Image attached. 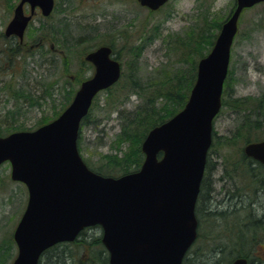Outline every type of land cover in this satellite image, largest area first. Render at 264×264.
Instances as JSON below:
<instances>
[{
    "label": "water",
    "instance_id": "95a60500",
    "mask_svg": "<svg viewBox=\"0 0 264 264\" xmlns=\"http://www.w3.org/2000/svg\"><path fill=\"white\" fill-rule=\"evenodd\" d=\"M167 1L137 0L151 11ZM262 2L235 0L210 52L198 62L183 109L146 135L141 145L144 160L136 172L116 178L98 175L77 150L80 122L94 97L121 76L109 46L86 54L93 75L80 84L55 120L33 131L0 137V165L9 162L11 180L23 183L28 192L13 231L17 254L11 264H38L47 249L73 242L83 229L93 226L101 228L109 264H182L197 238L195 206L238 20L245 8ZM36 8L47 17L54 0H19L4 36L22 42ZM243 152L264 166V140L247 144ZM231 264L248 262L236 258Z\"/></svg>",
    "mask_w": 264,
    "mask_h": 264
},
{
    "label": "rangeland",
    "instance_id": "374dc122",
    "mask_svg": "<svg viewBox=\"0 0 264 264\" xmlns=\"http://www.w3.org/2000/svg\"><path fill=\"white\" fill-rule=\"evenodd\" d=\"M18 1L0 0V137L16 131L35 130L57 118L71 102L79 84L93 74V67L84 60L93 44L91 39H95L94 45L112 42L114 56L124 75L118 86L126 85V93L112 100L113 93H99L90 108V117L80 126L78 136L81 157L96 169L105 164V156L119 152L114 134L119 130L121 113L133 111L143 104L144 93L149 91L148 83L161 82L162 86L168 71L173 66L180 67L182 61L178 57L181 50L173 46L175 35H185V31L207 26L214 20H221L222 24L235 7V0H169L159 10L151 12L141 7L137 0H54L52 15L43 18L38 13L27 28L23 43L19 44L17 40L7 39L6 42L3 37ZM25 13H28L27 7ZM42 24L56 27L58 35L42 34L40 38H30ZM61 25L65 32L59 27ZM14 44H19L22 54L11 59L7 50L12 51ZM133 46H142L137 58L138 70L139 79L146 83L140 85L139 91L130 93L135 66L131 65L132 58L127 51ZM229 72L230 77L223 89L225 104L213 122L216 144L211 146L207 155V167L211 169L204 173L208 188L205 187L202 193L205 196L209 192L210 202L237 194L240 191L236 189L242 190L241 180H246L245 175L233 181L227 178L223 174L225 159H233L239 150L243 151L249 144L244 141L246 139L250 143L264 140V121L258 129L247 128L245 133L243 129L238 132L239 126H244L246 121L244 113L233 108L234 103L244 105L248 101L247 107L253 113L254 104L264 101V3L242 12L231 48ZM49 82L52 84L46 87ZM15 93L22 96L15 97ZM251 118L257 117L252 114ZM242 132L245 138L239 136L237 139V134ZM228 137L234 139L229 142L230 146H221L228 145L221 143V138ZM10 171L8 162L0 166V254L5 258L4 263V258L0 259V264H11L17 254L13 231L28 197L25 186L10 179ZM198 207L200 232L190 248L191 255L226 243L219 222L206 216L205 205L199 204ZM101 233V229H95L88 242L93 244L94 238ZM82 241L60 247L75 264L78 258L85 262L88 254L96 259L91 245L85 250L79 249ZM260 245L256 255L264 261V244ZM97 248L100 250L101 246Z\"/></svg>",
    "mask_w": 264,
    "mask_h": 264
},
{
    "label": "trees",
    "instance_id": "16d2710c",
    "mask_svg": "<svg viewBox=\"0 0 264 264\" xmlns=\"http://www.w3.org/2000/svg\"><path fill=\"white\" fill-rule=\"evenodd\" d=\"M220 26L221 20H214L207 26L201 28L195 27V29L185 31V35H175L173 46H176L177 50H181L178 57L179 61H182L180 63V67L176 65L171 68V71H168L169 75L167 76V80L162 83V86L160 85L161 82H159L160 84L157 82L148 83L147 89L149 91L144 93L146 98L144 99L143 104L137 106L133 111L121 113L119 116L121 121L119 124V130L114 134L115 147H120L118 149L120 153L116 152L113 155L105 156V164L99 165L97 169L90 166L84 160L92 171L102 176L117 177L119 175L135 172L140 168L144 159V155L141 152V144L144 138L153 127L170 119L184 107L190 90L195 82L197 60L204 57L210 51ZM59 27L63 32H65V29H62L63 25ZM35 30L37 33H35L34 36H30V38H40L42 37V34L46 36L52 35L53 37L58 35V29L54 26L45 27L42 24ZM112 40H114V37ZM5 41L8 42L7 39H5ZM34 41H36V39H34ZM90 42L93 44L91 46L88 45L90 46L89 51L101 46L102 44H108L107 46L111 47L113 52L114 44L112 42H97V45H94L96 42L95 39H91ZM85 43L88 42L85 41ZM12 46H14L13 50L11 51L9 48L7 51L10 54L9 57L14 59L19 55V53L22 54V51L19 44H14ZM141 49L142 46H133L129 47L127 51L132 58V60H130L131 65L135 66L132 71V74L135 77L132 76L133 85L130 93L133 91H139L138 89L140 88V85L146 83H142L139 79L137 58ZM64 61V64H66L67 61ZM123 76L124 75L122 73L121 79ZM229 77L230 72L228 70L224 86ZM118 83L106 90L108 91L107 93H113L111 100L114 99L115 96L122 97L124 96V93H126V85L124 87H120L118 86ZM51 84V82L47 83L46 87ZM20 96L22 95L15 93V97ZM224 104L222 94V106ZM242 104L243 103H234L233 106L234 109L240 110L244 113L243 117L245 119H243L246 121L244 126H239L237 131L240 132V130L243 129L245 133V129L247 128L258 129L261 126V121H264V101L263 103L258 101L257 104H254L253 113L251 109L247 107L248 101H246L244 105ZM252 114H254L257 118L252 119ZM89 117L90 113L82 120L81 125L85 124ZM244 133H238L237 139L239 136L245 138ZM232 140L234 139H230L229 137L221 138V143L228 144L221 146H230L229 142ZM244 141L246 143H250L248 139ZM214 142L215 140L212 141V145ZM77 147L78 151H80L79 140L77 142ZM237 156L233 159H225L223 174L232 181L245 175L246 180L237 179L242 182V190L235 188L240 192L237 194L232 193L226 199L210 202L209 192H207L205 196L202 193V190H204L205 187L206 189L208 188L207 183H205L206 177L204 176L201 182L200 193L195 209L198 221V237L200 232L198 206L199 204H203L205 205L204 213L206 216H209V219H216L219 222L222 237L226 243L214 245L211 248H208L205 252L196 255H191L189 253V249L182 264H231L236 258H245L248 260L249 264H264V261H260V257L256 255L259 245L264 244V168L257 161H254L244 155L242 150H239ZM207 163L208 162L206 161L205 172L207 171L208 173L211 168L207 167ZM207 202H209V204ZM95 229L100 230V227L93 226L84 229L79 233L77 239L73 243L77 244L83 240L78 245L79 249L81 248L82 250L89 248V245H91L94 248L92 254L96 255V259H92L93 257L91 258L90 254H88L85 262L82 263L80 258H78L76 260V264H109L108 254L101 244V236L94 238L93 244L88 242L93 238V234H91V232H94ZM258 232H261L262 235L258 236ZM61 245H64V243L55 245L46 250L41 256L38 264H41L42 260L44 261L43 264H75L74 259L68 256L67 253L60 248ZM98 246H101L100 250L97 248ZM96 248L98 251H95L97 250ZM90 250L91 248L88 251L89 253ZM1 254L0 259L4 258ZM2 262H5V258Z\"/></svg>",
    "mask_w": 264,
    "mask_h": 264
},
{
    "label": "flooded vegetation",
    "instance_id": "af4514ba",
    "mask_svg": "<svg viewBox=\"0 0 264 264\" xmlns=\"http://www.w3.org/2000/svg\"><path fill=\"white\" fill-rule=\"evenodd\" d=\"M8 40H11V41H16L17 40V38H15V37H10V38H8Z\"/></svg>",
    "mask_w": 264,
    "mask_h": 264
}]
</instances>
